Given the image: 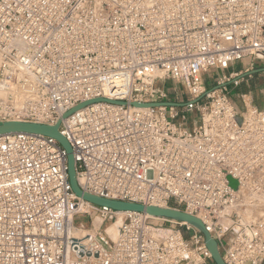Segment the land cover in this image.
Here are the masks:
<instances>
[{"label":"built area","instance_id":"obj_1","mask_svg":"<svg viewBox=\"0 0 264 264\" xmlns=\"http://www.w3.org/2000/svg\"><path fill=\"white\" fill-rule=\"evenodd\" d=\"M260 63L264 0H0V121L61 120L82 191L197 216L226 264H264L248 208L264 204V108L245 93L237 108L228 87ZM96 98L123 103L62 119ZM120 212L75 195L54 138L0 135V264L211 259L192 226L144 212H125L112 239Z\"/></svg>","mask_w":264,"mask_h":264},{"label":"water","instance_id":"obj_2","mask_svg":"<svg viewBox=\"0 0 264 264\" xmlns=\"http://www.w3.org/2000/svg\"><path fill=\"white\" fill-rule=\"evenodd\" d=\"M264 72V66L257 67L249 72H245L242 76H247L248 74ZM97 101H106L112 103H123L122 101H111L105 98H96L89 101H85L79 103L76 107L69 110L65 114H63L62 119L66 118L73 111L84 107L87 104L97 102ZM135 106H153L157 105L155 103H146L139 104L133 103ZM61 120H58L55 124H45V123H36V122H27V121H19V120H3L0 121V135L12 134V133H32V134H42L49 137L54 138L58 141V143L64 148L67 154V174L68 181L71 186L72 191L75 193L77 197H81L82 199L91 202L100 206H107L116 211H124V212H144L149 216L154 218L165 219L169 221H175L179 223H185L192 226L194 229L199 231L203 236V242L210 254V258L214 264H226L222 258L218 243L214 237L205 229V226L200 218L190 213H187L184 210L178 208L171 207H162L158 205H144L142 203L132 202V201H123L116 199H108L102 198L97 195L90 194L88 192H84L78 186L76 176H75V163L74 157L72 154V149L67 141V139L61 134L59 131V125ZM230 184L232 186H236V181L229 178ZM119 226L117 227L118 231Z\"/></svg>","mask_w":264,"mask_h":264},{"label":"crops","instance_id":"obj_3","mask_svg":"<svg viewBox=\"0 0 264 264\" xmlns=\"http://www.w3.org/2000/svg\"><path fill=\"white\" fill-rule=\"evenodd\" d=\"M264 64H258L255 67H262ZM245 84V86H243ZM234 90L229 89V95L234 103V105L239 108L234 102V98L236 97L238 100H240V94H248L250 96V99L254 105H256L259 108H264V73L263 72H258V73H253L251 76L245 77L238 85H232ZM258 93V96L256 95ZM241 101V100H240ZM261 208H259L255 213H254V219L259 220V217L264 216V212H262ZM261 215V213L263 215Z\"/></svg>","mask_w":264,"mask_h":264},{"label":"rangeland","instance_id":"obj_4","mask_svg":"<svg viewBox=\"0 0 264 264\" xmlns=\"http://www.w3.org/2000/svg\"><path fill=\"white\" fill-rule=\"evenodd\" d=\"M260 64H262V63H260ZM240 68H242V62H238V63H236V64H234L233 66H231L230 68H229V70L227 71V72H229V71H237L238 69H240ZM217 73H213V75H216ZM172 86H174V84H173V82L172 81H167L166 83H165V87L166 88H168V89H171V87ZM243 86H245V84H243ZM228 87H229V89L230 90H234V88H233V86H232V84L231 83H229L228 84ZM257 96H258V93L256 94ZM235 100H234V102H235V104L237 105V106H239L240 108H243L242 107V103H241V101L240 100H238L236 97L234 98ZM260 207L259 208H261V210H263V212H264V204H262V205H259ZM250 210H252V208L253 207H248ZM120 218V217H119ZM264 216L263 217H259L258 219H259V221H256L255 220V222L256 223H260V224H264ZM120 220H121V222H122V220H123V218L121 217L120 218ZM75 223H77V224H83L84 226H87V227H90V224H89V220H88V217L87 216H82V215H80V216H78V217H76L75 218ZM156 222H158V223H160V224H162L163 226H170L171 224H170V222H166V221H158V220H156ZM113 223V222H112ZM112 224L111 223H107L106 224V226H111ZM208 264H214L213 263V261L210 259L209 261H208Z\"/></svg>","mask_w":264,"mask_h":264},{"label":"bare ground","instance_id":"obj_5","mask_svg":"<svg viewBox=\"0 0 264 264\" xmlns=\"http://www.w3.org/2000/svg\"><path fill=\"white\" fill-rule=\"evenodd\" d=\"M262 196H264V195H261V197ZM255 198H256V196H254V200H255ZM251 199H253V198H251ZM253 203V202H252ZM259 205H262V204H259V203H257V204H252V205H250L251 207H253L252 208V210H251V212L249 213L250 214V217H251V219H252V221H255V219H254V213L259 209ZM263 212V211H262ZM124 215H125V212L124 211H121L120 213H119V215H118V219L116 220V222L115 223H112V225L111 226H107L106 227V231H107V233L110 235V237L112 238V239H114L115 237H116V234H117V227L120 225V223H121V220H120V218L122 217V218H124ZM259 215H260V213H259ZM261 215H263L262 213H261ZM260 215V216H261ZM120 217V218H119ZM264 219V218H263ZM256 221H259V220H256ZM88 229L86 228V229H82V230H75V232H74V234L75 235H77V236H82L86 231H87Z\"/></svg>","mask_w":264,"mask_h":264},{"label":"trees","instance_id":"obj_6","mask_svg":"<svg viewBox=\"0 0 264 264\" xmlns=\"http://www.w3.org/2000/svg\"><path fill=\"white\" fill-rule=\"evenodd\" d=\"M182 232L185 238L189 237L190 232L186 231L184 228H182Z\"/></svg>","mask_w":264,"mask_h":264}]
</instances>
